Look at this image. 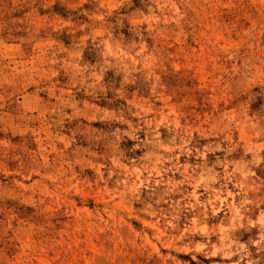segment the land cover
Segmentation results:
<instances>
[{"label": "rangeland", "instance_id": "374dc122", "mask_svg": "<svg viewBox=\"0 0 264 264\" xmlns=\"http://www.w3.org/2000/svg\"><path fill=\"white\" fill-rule=\"evenodd\" d=\"M0 264H264V0H0Z\"/></svg>", "mask_w": 264, "mask_h": 264}]
</instances>
